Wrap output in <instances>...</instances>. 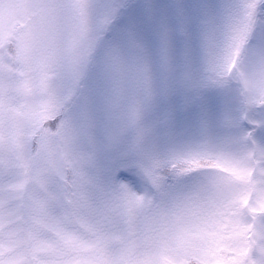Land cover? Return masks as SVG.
<instances>
[{
    "label": "snow or ice",
    "instance_id": "6c2138e0",
    "mask_svg": "<svg viewBox=\"0 0 264 264\" xmlns=\"http://www.w3.org/2000/svg\"><path fill=\"white\" fill-rule=\"evenodd\" d=\"M0 264H264V0H0Z\"/></svg>",
    "mask_w": 264,
    "mask_h": 264
}]
</instances>
